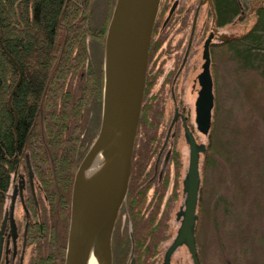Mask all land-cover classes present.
Segmentation results:
<instances>
[{"label": "trees", "instance_id": "16d2710c", "mask_svg": "<svg viewBox=\"0 0 264 264\" xmlns=\"http://www.w3.org/2000/svg\"><path fill=\"white\" fill-rule=\"evenodd\" d=\"M96 1L0 0V221L19 169L31 171L47 198L39 204L37 232H31L37 247L29 264L64 263L74 174L98 133L103 48L115 0H103L98 12ZM217 1L219 26L241 14L238 0ZM259 1L251 28L219 45L215 68L219 87L214 83L199 212L208 217L219 209V224L214 220L210 227L217 264H264V55L254 52L264 28ZM155 81L147 76L113 264H129L131 255L136 264H164L170 238L166 219L178 195L175 181L164 208L162 203L178 156L172 152L163 162L159 178L155 160L164 154L166 121L161 99L148 97ZM204 192L215 200L208 210ZM196 233L195 225L197 258L204 264Z\"/></svg>", "mask_w": 264, "mask_h": 264}, {"label": "water", "instance_id": "95a60500", "mask_svg": "<svg viewBox=\"0 0 264 264\" xmlns=\"http://www.w3.org/2000/svg\"><path fill=\"white\" fill-rule=\"evenodd\" d=\"M160 0H115L103 48V89L98 133L81 159L73 178L63 264H113L112 236L124 203L131 175L135 140L142 112L149 49ZM228 39V37H226ZM0 44L2 49L1 40ZM12 62L14 59L7 54ZM204 96L197 98L198 131L206 135L210 125V80L204 49ZM21 75L13 88H17ZM187 167L183 180V208L179 225L165 254L164 264L184 245L191 264H199L194 229L200 184L199 156L205 145L196 144L184 123ZM0 155H4L0 147ZM1 255V240H0ZM129 264H136L131 255Z\"/></svg>", "mask_w": 264, "mask_h": 264}, {"label": "flooded vegetation", "instance_id": "af4514ba", "mask_svg": "<svg viewBox=\"0 0 264 264\" xmlns=\"http://www.w3.org/2000/svg\"><path fill=\"white\" fill-rule=\"evenodd\" d=\"M217 2V0H160L149 53L147 76L154 77L156 81L149 91L148 97L153 98L154 95L161 99L160 104L165 115L171 113L168 128L179 127L184 139L182 126L184 123L196 144L200 143L196 141L190 129L188 113L193 111V122L198 131L196 111L202 106L197 107L196 100L207 92L203 90L204 81L202 80L205 67V45L212 98L211 117L215 68L219 67V45L232 39V37L226 39V36L219 31L222 26H219ZM187 82H191V91L195 92V99L191 106L186 105L179 98L185 95ZM155 101L153 98L152 102ZM166 146V141H163L162 149L164 150ZM159 161V158L155 160L156 167L160 166ZM161 175L160 171L159 178ZM41 199L46 200L47 198L31 171L19 169L12 176L11 185L8 192L5 193V204L0 221V264H29L35 251L34 248L37 247L36 243L32 241L31 232H37L36 222L40 217ZM125 201L116 219L112 243L117 228L121 231L124 227L123 207ZM176 214L177 212L174 215V220L179 221Z\"/></svg>", "mask_w": 264, "mask_h": 264}, {"label": "rangeland", "instance_id": "374dc122", "mask_svg": "<svg viewBox=\"0 0 264 264\" xmlns=\"http://www.w3.org/2000/svg\"><path fill=\"white\" fill-rule=\"evenodd\" d=\"M103 0H97L96 1V10L97 12L99 11V8L103 7ZM240 5H241V14L237 15L232 22L222 26L220 28V32H222L226 37H237L242 34H244L251 26L253 25L255 21V14H253L252 9L255 7L256 0H238ZM262 4H264V0H260ZM259 34V39L260 43L258 44V48H255L254 52L264 55V28L262 30L258 31ZM222 51V46H219V52ZM219 69V68H218ZM160 79V78H159ZM214 83L218 84L219 87V74H215L214 76ZM184 84V83H183ZM186 103V105L191 106L194 99H195V92L191 91V82H187L185 84V95L183 97H179ZM178 98V99H179ZM168 119L166 120V118ZM171 117L170 114L165 115V121H166V133L163 139V141H166L167 146L164 149V154L160 158V166H159V173L161 167H163V162L166 161L168 163V158L170 157L172 152H176L177 161L178 163L176 166L178 167L176 170L172 167L170 164V182H169V187L167 189L166 195L164 197L162 207L164 208L166 204V200L168 199L170 195V190L172 187V182H176V186L178 188V195L176 196L175 200L171 203L169 210H168V216H167V223H168V228L166 233L169 235V239L165 241L164 246L166 247L169 243L172 237L174 236L178 225L179 221L174 220V215L176 212L181 210L183 208V200H184V193L182 192V182L185 177V171L187 167V145L182 137V130L177 127H170L168 128V123ZM188 118H189V124H190V129L192 133L194 134L196 141L199 142L200 144L205 145L207 143V137L205 135L200 134L197 129L195 128V124L193 122L194 114L193 111L188 113ZM164 121V122H165ZM168 131V132H167ZM202 155L199 156V178L201 174V162H202ZM166 163V165H167ZM165 165V167H166ZM164 167V168H165ZM201 184L199 185V190H198V197H197V203H196V209L195 213L197 216L196 219V228H197V233H196V238L197 242L199 244L200 252L203 255L204 259V264H217V260L212 255L213 249L210 247V241L211 237L213 236V232L210 230L211 225L214 223V220L217 221L219 224V209L215 210L213 213L210 212V215L207 217V211L205 212H199V204L201 200ZM215 200L211 197H209L205 192L202 195V205L203 209L205 207L210 209L212 208ZM231 209V208H230ZM127 228L130 229V224L127 223ZM219 230V227H218ZM162 251L164 248H162ZM170 264H191L190 262V257L189 254L184 246L178 247L173 255L171 256L170 259Z\"/></svg>", "mask_w": 264, "mask_h": 264}, {"label": "bare ground", "instance_id": "6f19581e", "mask_svg": "<svg viewBox=\"0 0 264 264\" xmlns=\"http://www.w3.org/2000/svg\"><path fill=\"white\" fill-rule=\"evenodd\" d=\"M91 264H98L97 260H95L94 262H92Z\"/></svg>", "mask_w": 264, "mask_h": 264}]
</instances>
